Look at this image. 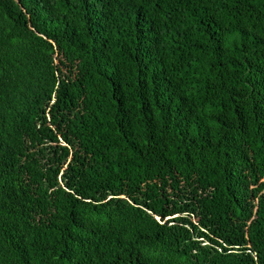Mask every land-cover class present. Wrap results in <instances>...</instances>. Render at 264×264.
Here are the masks:
<instances>
[{"label": "trees", "instance_id": "obj_1", "mask_svg": "<svg viewBox=\"0 0 264 264\" xmlns=\"http://www.w3.org/2000/svg\"><path fill=\"white\" fill-rule=\"evenodd\" d=\"M0 264H264V0H0Z\"/></svg>", "mask_w": 264, "mask_h": 264}]
</instances>
